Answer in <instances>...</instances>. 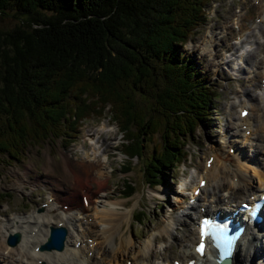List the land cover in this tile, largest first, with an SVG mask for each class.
<instances>
[{"label": "trees", "instance_id": "obj_1", "mask_svg": "<svg viewBox=\"0 0 264 264\" xmlns=\"http://www.w3.org/2000/svg\"><path fill=\"white\" fill-rule=\"evenodd\" d=\"M207 1L0 0V14L19 20L0 29V162L70 139L79 120L108 104L128 160L141 159L142 143L158 135L142 177L163 185L213 109L215 89L181 49Z\"/></svg>", "mask_w": 264, "mask_h": 264}, {"label": "rangeland", "instance_id": "obj_2", "mask_svg": "<svg viewBox=\"0 0 264 264\" xmlns=\"http://www.w3.org/2000/svg\"><path fill=\"white\" fill-rule=\"evenodd\" d=\"M235 6H238L240 10H244L243 16L240 21L237 20V23L235 19L225 27L224 22L229 20L231 16L237 15ZM258 8L257 12L262 13V9H260L259 5ZM254 9L253 5L250 4V0H209L205 5V22L192 32L191 37L181 47L184 54L190 55L198 63L201 72L208 76L209 82L216 91V97L209 118L204 122H200L191 137H187L186 139V145L184 146V151L186 152L185 163L174 169L164 171V176L166 178L165 186L154 185L152 188H149L143 183V177L141 174L142 165L145 163V160L150 157L152 150L154 149L155 152L160 150L158 135L156 133L151 135L150 143H147L146 141L142 143L144 150L141 159L127 160L120 153L121 138L116 128V123L109 118L108 111H105L104 115L98 119L91 117L101 112V109H96V112L92 113V115H88V117L91 118L83 119L81 127L76 130L75 134H72V137H70V143L69 139L62 141H46L40 145L27 147L20 162L7 159V162L0 163V236L3 230L2 227H7L12 224V220H10L12 216H21L26 211L32 212L33 210H37V205L40 202H44L46 196L49 195V192L57 194V198L59 199L57 204H67L61 199L67 195L66 188H56V185L58 184L57 182L60 181L59 178L62 175L60 162L65 160L66 163H68H65L68 169L69 165H71L74 174H76V178H81L80 174L76 171L79 169L78 164L81 162L82 158H84V152L77 151L76 149L84 143L86 132L94 130L96 123L104 121L108 123L109 128L113 130L112 134L107 135V142L110 143V146L104 149L110 157V159L107 160L106 168L104 169L107 173L110 171V176L107 179V188L104 192L107 193L110 198L107 200L100 199L102 201L93 204L92 209L87 213L85 220L89 225L90 233L99 237V231L102 227V225L98 223L97 217L93 214L94 211L99 214L101 210H109L116 207L114 210L117 213L115 212L114 215L120 220L119 231L117 230L116 235L118 236L119 241L114 246L110 244L111 247H108V245L105 247L106 253L110 252V248H113V250L116 248L120 250L117 253V261L119 262L116 264H124L126 260L128 264L141 263L143 261H147L149 264H158L165 258H169V260H181L180 248H177L172 239L166 235L162 242L159 241L150 244V250L146 253L145 258L142 254H140L142 256H138L136 251H140L141 245L147 240H150L155 234L163 233V226L170 220L171 216L175 215V211L178 208L176 200L181 199L182 197L185 199L186 197L177 193L181 188V183L185 182L186 192H189L191 188L194 187L196 182L195 174L201 171L203 161L209 153H226L227 147L225 146V140L227 139L232 142L230 146L234 153H236L237 149H243L246 145V143L242 141V131L239 130L235 132V134H232V132H234L232 130L234 124H227L228 121L234 122L233 117H237V105H239V101L246 100L249 101L250 104L255 102L254 113L252 112V120L254 121V124H256L261 119V105H259L254 99L249 100L248 95L238 91L242 85V81L236 79V76H242L245 80L244 84L251 89L252 95L257 92V87L259 85L258 79L262 74L257 73L256 76H253V74L261 69L260 60L262 56H264V46L262 45L264 44L262 41L264 19L262 22L256 23L255 20L257 14L254 12ZM12 13V11H9L7 15L0 14L1 30L12 28L19 23V20L14 17L15 14ZM213 24L219 25L223 32L228 33V35L223 36L220 41L216 40L217 44H220L221 42L228 44L236 41L235 37L238 32L236 29L238 26L239 28H243L246 32L252 31L254 33V35L249 38L253 47H255L253 41L258 38L259 44L257 45L255 54L250 56L246 63L242 60V71L237 72L234 68L235 64L232 62H228L227 64L221 63L220 57L224 56L223 52H218L217 55H213V52L204 50L200 34L206 26H211ZM212 32L213 31L210 30V33ZM212 48L215 49V46ZM236 54L237 52H235V55ZM233 58V61L235 62L236 57ZM214 62L216 64H214ZM235 90L238 92H235ZM70 100H72V98H70ZM231 111L233 116L230 115ZM262 127L263 126H261V128ZM229 130L231 131L227 136L226 131ZM105 136V134L101 135L100 133H96V141L100 140L101 144V141ZM253 137H255V135ZM143 138H146V136H143ZM261 139H264V131L260 134L258 141L255 140V138L254 141H252V136H250L251 142L256 145H259V140ZM235 141H237V143H235ZM62 144L67 146L62 149ZM84 149H86V146H84ZM211 149L213 150L212 152L210 151ZM243 152L244 155L246 154L250 157L252 148L246 147ZM259 154L260 153H258V156L254 161H258V157H262V155ZM230 155L234 156L233 153ZM247 156L246 158L248 159ZM252 160L253 159H251V161ZM230 161L233 162V159L230 158ZM238 161L240 160L238 159ZM128 162H130V170L123 177L119 173V169L122 164ZM252 167L258 169L257 166ZM233 168L234 167L232 166V169ZM246 173H248L249 177L253 179L252 173L249 169H246ZM125 183L131 185L134 189L133 194L129 198H122L120 196V191L123 189ZM67 185L68 184H65L64 187ZM253 185L257 186L258 184L253 181ZM80 186L78 185L77 188ZM208 190L210 189L208 188ZM222 190L219 195L226 197V189ZM243 193L244 192L238 194L233 200H243L241 197ZM244 195L247 196L248 193L245 192ZM95 197V195L92 196L91 201H94L96 199ZM72 198H74V196H71L70 199ZM227 200L233 201L231 198ZM185 201L187 202V199ZM201 202L202 197L200 198L199 204ZM110 203L116 204L115 207ZM107 204H109V206H107ZM94 208L95 210H93ZM136 212H142L144 214V219L139 225L134 223L132 218ZM196 215L198 216L199 213L197 212ZM187 220L188 216L181 219L185 227ZM13 225L14 224H12V226ZM104 228L105 226L103 229ZM189 228H191V225ZM182 229L183 227L180 223L173 222L170 225L172 234L180 236L190 248V244L194 238L190 242L187 241V237L181 235L183 233ZM106 230L108 231L110 229L105 228V230L102 231V234L103 232H106ZM71 233L73 236L75 235L73 230ZM3 235L5 234H2V236ZM118 238H115V240ZM125 238L128 240H125ZM122 241L131 242L133 247L127 250L130 245L124 246V243L123 245H120ZM260 241L261 246H264V243H262L264 241L263 238H260ZM86 242L89 247L93 244L91 239H87ZM97 242H100V238L95 239L94 243ZM101 246L102 243L97 245L98 248ZM121 247H123V249ZM8 251V249L2 247L0 249V255L3 257L11 255V257L7 258L11 264H25V259L18 254V251L12 250L10 252L12 254L10 255L8 254ZM111 257L113 256L109 255L108 262L113 264L115 259L111 260ZM94 259H96V255L93 254L91 260ZM0 264H3L1 260Z\"/></svg>", "mask_w": 264, "mask_h": 264}, {"label": "bare ground", "instance_id": "obj_3", "mask_svg": "<svg viewBox=\"0 0 264 264\" xmlns=\"http://www.w3.org/2000/svg\"><path fill=\"white\" fill-rule=\"evenodd\" d=\"M252 3L255 4V10L257 14H261L262 18H259L258 23L262 22L264 19V0H252ZM258 5L260 6L261 12L263 13H258L257 8ZM259 9V8H258ZM239 13L236 15V20H240V16L242 15L240 9L236 10ZM260 12V10H259ZM239 17V19H238ZM210 30L213 32L210 33ZM225 35L221 30H218L217 27H210L207 29V31L203 32L201 34V40L203 42V47L204 50H209V46L211 44H215L214 39L215 38H221ZM254 33L252 31H249L247 33H243L237 37V45L235 43H229L224 45L222 48H224L225 51L230 52V58L228 60H225L224 63L230 62L233 57H236L237 59H243V61L246 63L247 59L250 56H253L256 52L257 45L259 44L258 38L253 41L255 44V47L252 46V42L249 40L250 37H252ZM246 44V47L242 49V44ZM264 46V44H262ZM235 52L237 54L235 55ZM216 52H213L215 54ZM264 57V56H263ZM262 57V58H263ZM257 63V62H256ZM243 64V63H242ZM241 65V64H240ZM262 67H264V62L262 64ZM237 71H242V66L235 67ZM261 72L262 70H258L257 73ZM264 73V70H263ZM237 79L239 81H242V85L240 86L239 92H243L246 95L249 96L250 99H255L256 101L258 100L260 103H262L263 106V111H264V94L259 95L255 94L252 97L251 89L247 87L244 84V78L242 76H238ZM263 88H261L262 90ZM235 92H238L235 90ZM242 104H245L242 102ZM242 109V107L238 110L239 111ZM255 109V102L253 104L249 105V110H251L250 115L254 113ZM253 112V113H252ZM230 115L233 116L232 111L230 112ZM249 112L247 115L243 118L241 117H233L234 122L228 121L227 124H234L232 134H235L237 132L235 130V125L236 128L239 130V128L243 127L244 125V131L251 130V136H252V141L255 140L258 141V138L260 137V134L264 131V116H261V119L254 124V121H250V116ZM256 116V113H255ZM261 126H263L261 128ZM105 130V137L102 139L100 148H101V155H96V150L92 147H89L88 149H84L82 144L76 149L77 151L84 152L83 157L81 162L78 164L79 169L76 171L80 174V177L76 178V174H74L71 165H69V169L67 167L66 161L64 160L61 162V176H60V181H58L56 188H66V190L69 191V193L63 198L61 195V199L67 201L68 207L63 210L62 206H56V204L53 202L54 198L53 195L48 196V199L51 198L50 201L46 202L45 209H43V213H34L30 212L26 215L18 216L16 220H13L12 224L9 226V228L3 227L4 231L2 234H5L2 236L1 242H0V249L5 246L4 244V238L8 234H13V233H19L21 237V242L19 245L15 247V250L18 249V254L27 260L26 264H37L36 261L33 260V257L36 256L38 259L41 260H46V263L50 262L49 264H58V263H64V264H76V262L84 261V264H110L108 262L109 260V255H112L111 260L113 261V264H116L117 262V250L113 251V248H110V252L106 253L105 246L108 245V247H111L110 243L113 242L115 244V238H118L117 235V230H118V225L116 221L118 218L115 217L114 213L116 212L114 209L116 208L113 203L112 209H107L103 210V212H99V214L94 211L95 216L98 218V222L105 228H109L110 230H106V232L102 231L105 230V228L100 230L99 235L101 236V241L99 243H102L103 245L101 247H97L96 243L91 247L88 248V245L85 243V239L88 238L89 231H88V224L84 222V218H86V214L88 213L89 210L92 208L89 206L92 204L91 197L96 196L94 203L98 202L100 203V199H108L109 196L104 192L105 189L107 188V179L110 176L107 172L104 171V157L105 155H108L107 152L104 151L105 148H108L110 146V143L107 142L108 134H112V129L108 128L107 125L104 122H101L99 124V127L94 130V132L99 133L100 131ZM260 131V132H259ZM255 135V137H253ZM245 140H248L247 138H244ZM254 146V154H253V160L244 158L242 156V150L244 149H237L236 154H237V160L239 159L240 161L235 163V167L230 170L229 166L227 163L228 157L221 155V154H212L211 156L213 157L212 162L209 166V168H203L202 172L197 176V182L195 184V187H193L189 193V198H192V192L193 190L197 187V183L199 180L204 179L206 181V184L203 186V188L200 190L199 195L195 199V203L190 204V205H185L189 210L187 212H183L180 215L173 216L174 220L173 222L180 223L181 226L183 227L182 231L183 233L181 234L182 236L187 237V241H191L194 238L195 234V229L193 226V222L195 220V212L197 211V208L204 207L205 211L208 213H221L222 208L219 207V204L224 202L226 199H233L238 196V194H241L242 192H247L248 195L247 197L250 198L254 196L255 193L258 192L263 186H264V168L261 166L263 154H264V139L259 140V145H253ZM241 147V145H240ZM251 147V146H248ZM252 148V147H251ZM84 149V150H82ZM76 151V152H77ZM253 152V148H252ZM259 155H263L262 158L258 157V161H254L256 157ZM247 164H245V163ZM66 163V164H65ZM78 163V162H77ZM250 165V166H249ZM248 166V167H247ZM252 166H259L257 169L256 167ZM246 169H249L252 173L253 179L249 177L248 173H246ZM78 174V175H79ZM232 174V178H230V175ZM235 178V180H233ZM253 181H255L257 186L253 185ZM65 184H68L66 187ZM80 186L77 188V186ZM77 188V192H76ZM208 188L210 190H208ZM222 189H226V192L228 196L222 197L219 195ZM223 191V190H222ZM244 193L241 195L244 197ZM71 196H74V198L70 199ZM80 196H84L86 200V205L82 204L80 201ZM201 196L203 197H210L209 200L202 199L201 204H199ZM98 197V198H97ZM205 200V202H204ZM176 202L179 205H184V198L182 199H177ZM232 202V201H230ZM198 203V204H197ZM240 202H238L237 205H239ZM227 205L231 206L228 202H226ZM109 206V204H108ZM95 210V208L93 209ZM117 213V212H116ZM188 220L186 221V227L181 221L183 217H187ZM263 220L259 224L251 223V226H248L246 230L244 231V237L245 239L249 238V241L247 242V248L242 251L240 247L237 248V252L235 253L234 257L231 259V264H253L252 260L256 258L257 256H260L262 253H264V249L261 247V241L260 238L262 239L264 237V215H263ZM190 220V221H189ZM170 221V220H169ZM168 221V224H166L163 227L162 232L159 235L153 236L151 239V243L153 242H159L163 241L165 239V235L167 237H170L172 241L175 243L176 247L180 248V258L185 261L189 259L192 255V249L189 248V246L182 240L180 236L173 235L171 230H170V223ZM59 223L63 226H65L67 229V237L66 241L64 243V249L60 253L56 252H41L37 251L34 253V255L29 254V247L32 243L35 244H40L46 233H47V227L52 225L53 223ZM191 225V228H189ZM12 226V227H11ZM11 227V228H10ZM69 227L71 230H68ZM255 229L257 230L256 234H251L249 233L250 230ZM74 231L75 235L72 236L70 231ZM119 231V230H118ZM188 231V232H187ZM99 236V237H100ZM42 237V238H40ZM40 238V239H39ZM125 240H128L125 238ZM78 241L79 245L78 247H75V242ZM119 241V238H118ZM177 241V242H176ZM105 243V244H104ZM128 246V249H131L133 246L131 245V242H121L120 245ZM119 244V243H118ZM110 245V246H109ZM6 247V246H5ZM150 247V241L145 242L144 244L141 245L140 251H136L137 255L139 256L140 254L143 255V257H146V253H148ZM9 249L8 254L12 250L11 248L6 247ZM5 248V249H6ZM252 249V251H251ZM88 252H96L98 255V258L96 260H89L86 257V254ZM140 255V256H142ZM11 257L7 256V258ZM164 262V263H163ZM169 258H165L161 261L160 264H167L169 263ZM140 264H149L147 261H144ZM201 264H207V260L205 258L201 259ZM255 264H264V257L261 259H258Z\"/></svg>", "mask_w": 264, "mask_h": 264}, {"label": "snow or ice", "instance_id": "obj_4", "mask_svg": "<svg viewBox=\"0 0 264 264\" xmlns=\"http://www.w3.org/2000/svg\"><path fill=\"white\" fill-rule=\"evenodd\" d=\"M244 207L247 208L248 206L245 205ZM257 207L259 208L260 206L257 205ZM255 214L256 213L253 212V216H255ZM223 231H224V229L222 227H220L219 225H214V224L210 223L209 221L205 220L203 222V227L201 229V243L197 247V251L200 252L201 254H203V247H204L203 237L205 235L212 236L214 242L216 243V246L217 247H221V236H220V233H222ZM226 243H227L228 249L230 250V247H231V239H228L226 241ZM227 254H228L227 251L223 252V255H227Z\"/></svg>", "mask_w": 264, "mask_h": 264}, {"label": "water", "instance_id": "obj_5", "mask_svg": "<svg viewBox=\"0 0 264 264\" xmlns=\"http://www.w3.org/2000/svg\"><path fill=\"white\" fill-rule=\"evenodd\" d=\"M56 231H57V232H56ZM59 231H60V230H54L52 239H54V237L57 236V233H58ZM12 241H13V240H12ZM48 245H50V244H48Z\"/></svg>", "mask_w": 264, "mask_h": 264}]
</instances>
